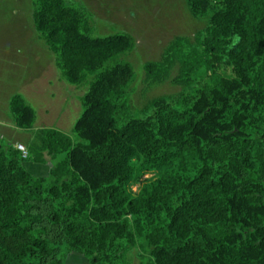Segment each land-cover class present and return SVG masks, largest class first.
I'll list each match as a JSON object with an SVG mask.
<instances>
[{"label": "trees", "instance_id": "1", "mask_svg": "<svg viewBox=\"0 0 264 264\" xmlns=\"http://www.w3.org/2000/svg\"><path fill=\"white\" fill-rule=\"evenodd\" d=\"M188 6L208 23L200 39L179 38L145 65L149 85L178 67L183 91L137 117L134 37H94L78 0H31L62 78L89 88L75 142L44 128L26 157L0 145V264H67L71 253L131 264L135 249L145 264H264V0ZM10 113L19 129L35 127L21 94ZM48 158V176L23 166Z\"/></svg>", "mask_w": 264, "mask_h": 264}, {"label": "rangeland", "instance_id": "2", "mask_svg": "<svg viewBox=\"0 0 264 264\" xmlns=\"http://www.w3.org/2000/svg\"><path fill=\"white\" fill-rule=\"evenodd\" d=\"M91 12L94 37L130 34L136 40L135 49L126 56L135 71L131 88L133 114L143 117L152 112V102L164 96H176L183 88L173 82L178 67L163 83L149 85L145 65L161 61L166 49L179 38L196 44L207 27V21L195 18L188 0H78ZM0 145H24L27 149L37 141L41 129H56L77 136L73 128L83 113L82 98L89 83L74 86L67 83L55 65L53 54L38 38L35 30L31 0H0ZM3 86V88H1ZM21 94L37 114L32 130L19 129L10 113L11 98ZM63 155L58 158L60 160ZM56 161L48 164L25 162L24 168L34 177L48 176ZM147 175L145 178H150ZM141 183L131 186L136 194ZM144 253L135 249L131 264H145ZM67 264H89L78 253L68 256Z\"/></svg>", "mask_w": 264, "mask_h": 264}, {"label": "built area", "instance_id": "3", "mask_svg": "<svg viewBox=\"0 0 264 264\" xmlns=\"http://www.w3.org/2000/svg\"><path fill=\"white\" fill-rule=\"evenodd\" d=\"M15 147H16V149H18L23 154L24 157L27 156V154H28L27 148L24 145L17 144Z\"/></svg>", "mask_w": 264, "mask_h": 264}, {"label": "crops", "instance_id": "4", "mask_svg": "<svg viewBox=\"0 0 264 264\" xmlns=\"http://www.w3.org/2000/svg\"><path fill=\"white\" fill-rule=\"evenodd\" d=\"M3 71L1 72V70H0V77H5L6 76V72L4 73ZM1 88H3V86ZM0 124H2L3 126H7V127H11L12 126L10 123L8 124L6 120H4V122L0 121Z\"/></svg>", "mask_w": 264, "mask_h": 264}]
</instances>
